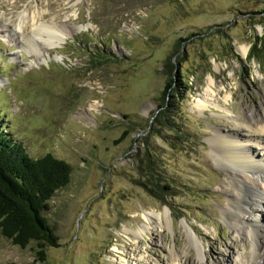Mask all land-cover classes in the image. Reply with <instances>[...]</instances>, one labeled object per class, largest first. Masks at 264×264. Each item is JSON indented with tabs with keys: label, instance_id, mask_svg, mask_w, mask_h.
<instances>
[{
	"label": "rangeland",
	"instance_id": "rangeland-1",
	"mask_svg": "<svg viewBox=\"0 0 264 264\" xmlns=\"http://www.w3.org/2000/svg\"><path fill=\"white\" fill-rule=\"evenodd\" d=\"M24 9L71 35L30 43ZM210 77L222 108L195 105ZM239 113L264 117V0H0V126L72 167L43 211L60 245L40 262L0 232V264H243L254 236L225 214L237 180L210 142ZM144 152L169 192L142 185Z\"/></svg>",
	"mask_w": 264,
	"mask_h": 264
},
{
	"label": "bare ground",
	"instance_id": "bare-ground-1",
	"mask_svg": "<svg viewBox=\"0 0 264 264\" xmlns=\"http://www.w3.org/2000/svg\"><path fill=\"white\" fill-rule=\"evenodd\" d=\"M18 17L20 19L18 26L21 31L25 27H30L28 33H25L26 36L23 35L30 43L35 42L37 38H42V41H48V45L53 46L55 41H62L70 34L67 29L57 26L52 21L37 23L42 16L35 10L30 12L24 9ZM239 51L245 55L246 48L242 46ZM219 90L214 80L211 77L208 78L204 93L195 105L222 108L220 99L216 97ZM229 98L230 94L221 96L224 102ZM252 117L251 114L249 119L247 113H239L234 118L230 117L227 130H216L210 142L213 145V152L217 148L216 155L231 172V178L237 180L235 187L228 190L230 202L227 203L225 214H234L230 222L236 233L248 237L254 236L252 239L255 242L251 255L246 256L243 264H264V218L247 215L255 206L256 211L261 215L264 212V139L261 136L264 131V117L263 119ZM254 148H259L262 151L261 155L256 154ZM149 216L150 213H142V218L145 220H148ZM156 219L160 220L159 214L156 215ZM147 228L148 226H143L139 232ZM188 236L190 237L189 234ZM177 256L175 253L172 254L168 259L169 264H186Z\"/></svg>",
	"mask_w": 264,
	"mask_h": 264
},
{
	"label": "trees",
	"instance_id": "trees-1",
	"mask_svg": "<svg viewBox=\"0 0 264 264\" xmlns=\"http://www.w3.org/2000/svg\"><path fill=\"white\" fill-rule=\"evenodd\" d=\"M169 87L167 83L164 92ZM167 121L165 119V123ZM166 126L171 129V122ZM151 164L148 152H144L137 165L138 174L144 180L142 185L152 193H155L152 184H157L162 192H169L171 185H158L156 177L160 174ZM71 172V165L52 153L30 156L21 143L12 140L0 126V232L21 248L34 243L35 258L40 262L46 259L47 247L60 245L43 211L49 208L48 201L54 193L70 182Z\"/></svg>",
	"mask_w": 264,
	"mask_h": 264
}]
</instances>
